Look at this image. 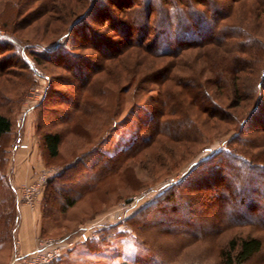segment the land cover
Returning a JSON list of instances; mask_svg holds the SVG:
<instances>
[{
  "label": "rangeland",
  "instance_id": "374dc122",
  "mask_svg": "<svg viewBox=\"0 0 264 264\" xmlns=\"http://www.w3.org/2000/svg\"><path fill=\"white\" fill-rule=\"evenodd\" d=\"M112 1L11 0V5L16 4L19 12L12 28L17 30L14 36L21 40L17 44L13 35L0 32V60L4 62L6 59L12 65L10 72L14 74L9 80L5 77L0 79V113L12 123L11 132L0 142L1 173L13 167L10 158L14 145L20 149L19 145L24 143L29 151L35 150L34 166H41L34 174L49 171L51 178L91 147L95 146L99 153L112 155L116 149L126 147L135 138L132 127L140 124L145 112H150L154 104L150 100L159 97L158 86L154 83L139 85V91L135 86L127 91L123 85L112 88L106 94L105 103L99 102L103 105L105 126L101 135L94 133L89 140L81 138L87 135L84 126L87 120L83 116L80 120L76 119L79 124L76 127L73 121L61 123L62 120H59L64 114L72 113L78 101H83L80 91L84 84L76 73L88 77L102 63L96 49L101 51L104 41L93 40L92 32H103L106 39L116 41L113 23L109 20L108 27L101 26L105 12L111 19L118 15ZM136 1V14L141 18L145 11V0ZM217 3L221 9H226L225 5L230 2L217 0ZM9 4L8 0H0V14L5 12L2 21L10 13ZM75 7V12L82 13L89 9L91 13L70 32L64 42V49L71 50L78 57L54 54L50 63L36 65L27 47L36 48L38 45L40 48L36 50L42 52L51 49L53 41L67 31L69 24H65V13ZM47 10L49 14L35 18L36 14ZM235 12L233 18L239 16L237 9ZM48 15L51 17L50 24L44 22ZM244 19L246 22L243 24L246 23L247 27L253 25L248 18ZM234 24L239 27L242 25L240 21ZM84 34L85 37H82ZM10 39L15 42H10ZM105 49L111 51L110 48ZM66 65L70 69H66ZM71 69L75 73L69 71ZM101 78H104L102 73L96 74L93 81ZM243 91L247 96L254 93L258 95L259 92L253 80L248 79ZM262 92L264 94V90ZM92 99L97 100L91 97L90 104L94 102ZM218 113L223 116L225 111ZM206 117V114L202 115L203 146L160 137L159 148L161 146L162 153L156 155L158 148L152 152L151 146L147 151L148 157L143 151L138 157L130 158L126 169L100 179L92 177L89 171H82L94 159L77 166L71 172L72 180L60 178L57 183L68 186L77 182L80 183L79 188H88L87 181H91V185L86 194L75 200L72 208L53 220L50 215L45 217L43 214L44 188L35 206L42 220V231L38 237H69L75 240L83 225L110 217L122 203L143 193V198L136 206L124 211V220L128 217L129 220H135L131 224L134 232L129 227V221L122 220L117 230L106 237L100 238L98 233L90 243L75 244L61 256V260L65 261L62 264H124L151 258L164 264H222V255L228 251L229 241L244 237L260 238L262 249L243 264H264V169L236 159L226 149H236L255 160L264 158V145L255 148V143L250 145L245 141L233 140L235 134L242 130V139L250 138L258 143L263 141L264 144V130L256 126L258 121L253 118L237 132L225 124L213 129ZM149 122L152 124L153 120ZM185 127L191 129L188 125ZM54 130L62 133V145L59 156L52 159L44 151L40 135ZM144 134L148 135L149 132H142ZM17 139L21 140L20 143H16ZM12 194L7 184H0V216L3 222L6 219L11 222L12 216L8 210L13 203ZM62 201L61 196L49 201L51 208L48 211L51 215ZM108 223L102 224L101 229L107 227ZM165 227H170L171 231L165 230ZM7 228L9 233V222ZM68 257L75 260L69 261Z\"/></svg>",
  "mask_w": 264,
  "mask_h": 264
},
{
  "label": "trees",
  "instance_id": "16d2710c",
  "mask_svg": "<svg viewBox=\"0 0 264 264\" xmlns=\"http://www.w3.org/2000/svg\"><path fill=\"white\" fill-rule=\"evenodd\" d=\"M228 1L230 3L225 5L226 9H221L217 0H145V11L141 18H138L136 14L135 8L138 7L136 0L112 1L118 15L115 19H111L105 12L101 26H107V23L111 21L114 25L116 41L106 39L103 32L100 34L92 32L93 40L104 41L101 51L96 49L99 53L98 59L102 63L97 70L92 67L94 69L90 73L91 76L76 73L84 84L80 91L83 101L80 103L78 101L73 112L64 114L59 120H62L61 123L65 120L73 121L76 127L79 125L76 119L80 120L79 118L83 116L87 120L84 125L87 135L81 138L89 140L94 133L100 134L105 126L103 105L99 102L105 103L106 94L112 88L123 85V89L127 91L135 86V89L139 91L141 90L138 89L139 85L154 83L158 86L159 97L157 100H150L151 104H154L150 112L148 111L149 114L145 112V117L142 118L140 124L132 127L136 135L129 145L116 149L112 155L99 153L95 146L91 147L76 157L72 164L65 165L53 177L47 179L43 203L45 217L50 215L52 220L57 218L56 216L72 208L77 198L87 193L91 181H87L88 188H79L80 183L77 182L68 186L62 185V182L57 183L60 178L72 180L71 172L81 164L85 165L94 159L89 167L82 171H89L92 177L100 179L126 169L125 166L130 158L138 157L143 151L145 157H148L149 152L147 151L151 146L152 152L158 148L156 155H159L162 151L161 146L159 148L160 137L194 143L198 146L205 145L201 135L204 132L202 115L206 114L208 124L211 123L213 129L225 124L237 132L253 118L258 121L256 126L264 130V99L262 100L264 98L262 92L264 90V0ZM8 3L10 6L7 9L10 13L5 21H2L5 12L0 14V32L14 36L17 30H14L12 26L16 24L19 12L16 4L11 5V0H8ZM236 5L239 6L235 7ZM236 9L239 16L233 18L236 15ZM69 10L64 15L65 24H69L67 31L55 42L53 41L51 49L42 52L36 50L40 48L38 45L36 48L27 47L28 54L36 65L50 63L54 54L78 57L71 50L64 49V42L70 32L82 24L84 18L91 13L89 9L82 13L75 12L76 7ZM48 11L36 14L35 18L49 14ZM33 17L34 15L31 16ZM244 17L248 18L253 25L247 27L246 23L243 24L246 22ZM50 19L48 15L44 22L50 24ZM239 21L242 24L241 27L234 24ZM14 37L18 44L21 39ZM82 37H85V34ZM10 42L15 41L10 39ZM105 48H110L111 51ZM9 64L6 59L4 62L0 60V79L5 77L9 80L14 77L9 69L12 65ZM69 67V65L65 66L66 69H70ZM69 71L75 73L72 69ZM99 73H102L104 78L93 81L95 75ZM247 79L253 80L255 89L259 91L258 95L256 93L249 96L245 95L247 93L244 94ZM8 88L11 87L8 85ZM94 89L98 91L93 92ZM91 97L97 99H92L94 101L92 104L89 103ZM224 111L223 116L218 115L220 114L218 112ZM45 118L49 119V117ZM149 120H153L152 124ZM187 125L191 129L185 127ZM11 129V120L0 113V142L11 132ZM144 131L149 134L142 135ZM242 134L243 131L240 130L233 140L245 141L250 145L255 143V148L264 145L263 141L258 143L250 138L249 140L242 139L244 138ZM40 138L48 157L57 158L62 145V133L57 130L46 131L41 133ZM226 149L228 154L236 159H242L264 169V158L255 160L248 155H242L236 149ZM127 168L132 170L129 166ZM58 196L59 198L61 196L63 201L51 215L48 211V208H51L49 201ZM125 221H129V227L134 232L131 224L135 220H129L128 217ZM7 226V219L0 224V243L8 238ZM118 226L120 225L102 228L99 231L100 238L117 230ZM165 228L171 231L170 227ZM88 242L90 243L91 240ZM261 249L260 238L232 239L228 243V251L222 255V264H243ZM154 259L124 264H164Z\"/></svg>",
  "mask_w": 264,
  "mask_h": 264
},
{
  "label": "crops",
  "instance_id": "0c3cea01",
  "mask_svg": "<svg viewBox=\"0 0 264 264\" xmlns=\"http://www.w3.org/2000/svg\"><path fill=\"white\" fill-rule=\"evenodd\" d=\"M20 141L17 139L16 143H20ZM12 148L14 149L12 158H10L13 165L12 169H6L4 173L0 171V182L7 184L8 189L14 195L12 206L8 210L12 216L11 222L10 220L8 221L10 225V231L7 234L8 238L0 243V264H20L14 261V258L29 252L42 231V220L38 209H30L25 204L20 203L15 196V189L28 181L31 176H34L36 174L34 172L40 170L41 165L39 167L38 165L34 166V162L36 161L35 150L18 149L16 145ZM15 216H18V222L14 225ZM2 223L3 218L0 216V224ZM70 258L68 257L67 260ZM74 260L70 259L69 261ZM63 262L65 261L60 259L53 264H62Z\"/></svg>",
  "mask_w": 264,
  "mask_h": 264
},
{
  "label": "built area",
  "instance_id": "2783aa9c",
  "mask_svg": "<svg viewBox=\"0 0 264 264\" xmlns=\"http://www.w3.org/2000/svg\"><path fill=\"white\" fill-rule=\"evenodd\" d=\"M20 149H27L28 146L24 143L19 145ZM49 171L37 173L32 179L16 190L17 200L30 209H34L36 201L41 192L45 188L46 181L50 176ZM143 198V193L131 197L127 203H122L119 208L114 210L110 217H106L97 222L83 225L80 228L76 239H70L69 237H54V238H40L37 237L33 248L23 254L14 258V261L20 264H53L61 259V256L71 250L77 243H85L93 238L97 237L102 224H106L109 221L108 226L119 224L126 217L124 211L132 209ZM15 222H18V216L15 217Z\"/></svg>",
  "mask_w": 264,
  "mask_h": 264
}]
</instances>
